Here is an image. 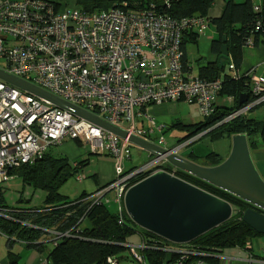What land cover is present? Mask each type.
<instances>
[{"label":"built area","instance_id":"obj_1","mask_svg":"<svg viewBox=\"0 0 264 264\" xmlns=\"http://www.w3.org/2000/svg\"><path fill=\"white\" fill-rule=\"evenodd\" d=\"M208 26L203 15L174 19L153 9L130 8L126 2L121 7L84 12L69 6L58 9L48 0H1L0 60L5 65L0 68L95 113L128 134L166 147L164 138L151 139L154 129L159 131L162 125L150 117V106L182 99L194 102L203 116L214 111L220 79L184 76L180 51L185 31L200 36ZM229 69L236 73L232 63ZM251 80L252 91L258 95L254 103L263 101L264 77L251 75ZM254 103L225 119L244 114ZM145 118L149 126L139 127ZM65 139H77L94 155L112 156L114 179L86 198L113 200L120 211L126 189L165 163L163 157L152 156L124 172L131 145L126 139L0 79V183L13 178L10 169L32 161ZM190 142L177 143L169 151L179 154ZM76 179L82 177L77 173ZM10 212L0 206V217L21 222ZM131 250L135 255V247Z\"/></svg>","mask_w":264,"mask_h":264},{"label":"trees","instance_id":"obj_2","mask_svg":"<svg viewBox=\"0 0 264 264\" xmlns=\"http://www.w3.org/2000/svg\"><path fill=\"white\" fill-rule=\"evenodd\" d=\"M48 1L54 3L58 9L68 6L63 2ZM215 1L72 0L69 7L84 12H99L112 7H121L126 2L130 8L153 9V12L162 13L174 19L193 15L207 17L209 25L215 31V36L209 41L210 51L215 59L200 64L194 73L191 62L186 58L185 47L187 43H197L199 35L195 31H185L180 42L183 75H196L203 81L220 79L221 86L215 96L214 111L210 115L203 116L199 111L203 118L188 125L182 123L180 119L172 120L171 126L189 131L187 136L178 143L191 141L188 144L191 145L192 142L205 138L211 141L227 138L231 143L232 135L243 133L247 137L250 152L259 149L264 151V108L261 116L254 117L247 114L248 110L264 104V100L254 103L258 95L252 91L254 84L251 75L257 74L253 72V69L243 74H239L237 71L242 63L244 48L262 47L264 49V0H259L258 3L252 0L240 2L227 0L221 14L212 16L210 10ZM255 6H258L259 9L255 10ZM223 45L227 48V56H222L218 62L217 59L221 56ZM230 63L233 64L236 73L229 69ZM242 94L245 95V101L240 103L239 99ZM217 97H221L222 101H217ZM177 101L185 102L182 99ZM251 103L254 104L244 114L225 119L232 112ZM151 139L153 138L151 137ZM155 139L157 138L155 137ZM75 141L78 140L75 139ZM51 146L32 161L9 171L13 175L9 181L15 180L21 186L18 201H26V205H7L3 195L6 188L2 186L3 183H0V206L10 209V213L21 220V222H17L0 217V231L8 236L9 240L23 241L38 252H44L47 258L46 264H116L119 254L130 249L128 242L135 235L141 237V245H143L134 255L140 264H178V262L189 264L197 260L215 261L214 256L223 249L243 246L252 237L259 235L240 218L241 211L250 207V204L194 176L176 170L177 176L230 202L233 212L228 220L190 242L178 244L167 241L138 227L131 221L124 209L112 213L106 206L107 202L88 200L86 197L93 191L83 190L75 199H69L66 195L61 194L59 191L61 184L69 177L75 176L79 168L87 164V159L70 161L64 154L53 153ZM133 147L130 145L129 158L124 159V172H129L145 162L135 164L128 169L125 168V163L132 159ZM185 156L208 166L216 165L224 159L215 151L197 154L193 149L188 150ZM158 168L172 170L166 163H161ZM143 176V173L139 174L137 180ZM25 186L34 191L43 190L45 192L39 205L30 204L31 198L23 197ZM54 232H68V235L58 236ZM182 251L189 253L184 254ZM184 255V260H181ZM138 256L140 259L137 258ZM10 258L13 263L14 255H11ZM108 259L115 262H110Z\"/></svg>","mask_w":264,"mask_h":264},{"label":"water","instance_id":"obj_3","mask_svg":"<svg viewBox=\"0 0 264 264\" xmlns=\"http://www.w3.org/2000/svg\"><path fill=\"white\" fill-rule=\"evenodd\" d=\"M227 56L222 46L221 57ZM228 62V60H226ZM0 79L44 99L73 115L91 121L106 131L126 139L131 145L150 155L161 156L171 171L158 169L130 185L123 206L131 221L167 241L187 243L228 220L233 206L224 200L177 176L176 170L194 176L250 204L241 211V220L256 233L264 234V179L251 156L245 134L231 136L228 155L216 165L199 164L116 126L104 118L65 101L42 88L0 68ZM245 101L242 94L239 102Z\"/></svg>","mask_w":264,"mask_h":264},{"label":"crops","instance_id":"obj_4","mask_svg":"<svg viewBox=\"0 0 264 264\" xmlns=\"http://www.w3.org/2000/svg\"><path fill=\"white\" fill-rule=\"evenodd\" d=\"M1 1V0H0ZM57 1V0H55ZM227 0H216L215 3L212 5L210 14L212 16H218L221 14L224 4ZM235 2H240L243 0H234ZM255 3H258L259 0H252ZM58 2V1H57ZM208 31L209 35V41L212 37L215 36L214 28L209 25V27L205 30L204 33ZM185 53L187 60V52L185 47ZM204 58L201 60L202 64L214 60L215 57L212 55L210 51V43H209V53L208 54H202L201 57ZM264 62V49L262 47H246L243 50L242 54V63L239 69H237L239 74L247 73L250 69H253V72L257 74L258 69L260 70L263 67ZM263 70L258 73L257 75L264 76ZM217 101L221 102V97L216 98ZM179 105H185V107L188 109L187 113L191 114L190 106L194 105L196 106V110H198V106L195 103H186L182 101L177 102H167L163 103L162 105H153L149 108V114L150 117L154 119V117L163 115L166 113H176L179 114L178 106ZM200 114V113H199ZM179 119V118H178ZM147 121V125H144V122ZM139 122H141L140 127H147L149 125L148 120L142 119ZM163 127V126H162ZM153 133L151 137L154 139L153 135L157 133ZM223 143L221 145L222 149L225 151L223 154L220 152H217L222 157H226L230 151V139L227 138L222 139ZM58 149L68 157L70 161H79L80 159H87L88 163V157L89 155H93L95 157V165L93 168L92 174L89 176V180H85L82 178V180H85V191L92 192L96 190V188L107 184L110 182L114 176V164L113 159L110 155H94L92 154L88 148L84 145H82L80 142L75 141V139H65L60 145H57ZM137 150H142L138 147H136ZM192 150V149H191ZM188 150L184 153H179L180 155L185 156ZM216 152V151H215ZM148 153V152H147ZM253 155L257 156V158H261V161L259 162V173L264 179V151L259 149L254 152H252ZM139 156V153L136 154ZM150 154H147V157H149ZM199 164H202L197 162ZM135 165L134 163L126 162L125 168H130L131 166ZM82 169V167L79 168V170L76 172V174ZM75 174V177H76ZM93 176V177H91ZM81 180V181H82ZM79 181V180H78ZM80 181V182H81ZM133 241H136L135 237L130 238V242H128L129 245ZM139 248V247H138ZM136 250V249H135ZM137 251V250H136ZM14 255L15 261L11 263L10 256ZM215 261H207V260H197L194 262H190L189 264H264V234L256 235L255 237H252L245 245L243 246H232L227 247L223 249L220 253L216 254L214 256ZM46 255L44 252H38L35 248L27 246L23 241L20 240H9L8 236H6L3 232L0 231V264H46Z\"/></svg>","mask_w":264,"mask_h":264},{"label":"rangeland","instance_id":"obj_5","mask_svg":"<svg viewBox=\"0 0 264 264\" xmlns=\"http://www.w3.org/2000/svg\"><path fill=\"white\" fill-rule=\"evenodd\" d=\"M59 2H63L68 6H71L72 4V0H57ZM67 2V3H66ZM209 33L208 31L206 33H203L199 36V39L197 41V43H187L186 44V52H187V57L189 59V61L192 64V70L195 73L198 69V66L200 64H202L201 60L204 58L201 57L202 54H208L209 53V37H208ZM5 63L3 60H0V66H4ZM263 67L260 70V68L258 69V73H260L262 70L264 72V62H263ZM264 74V73H262ZM178 110H179V114L176 113H166L163 115H159L154 117V122L156 123V125H162L163 128L161 131L157 132L156 135L154 134L153 137L156 138H164L165 140V146L166 147H172V146H176L177 143L179 141H181L182 139H184L187 134H188V130L187 129H180L177 127H173L171 126V122L174 119H180L182 121V123L184 124H191L193 122H197L199 120H201L203 118V116H201L198 112V110H196V106L192 105L190 106L191 109V114L187 113V108L185 107V105H179L178 106ZM264 108V104H262L261 106L257 107V108H253L248 110L249 115L254 116V117H258L262 115V111ZM139 124L141 125V122H139ZM144 125H147V121L144 122ZM196 138V137H194ZM192 138V139H194ZM191 139V140H192ZM188 140V139H187ZM223 140H216V141H211L208 138L206 139H202V140H197L195 142H192L191 145H188L185 148H182L179 153H184L186 152V150H191L193 149L197 154H204L208 151H216V152H220V153H224L225 151L222 149L221 145ZM183 142V141H182ZM85 146V145H84ZM89 150V147L86 146ZM51 151H53V153L56 154H63L60 149H58L57 146H51ZM139 153V156H137L136 154ZM147 152L145 150H137V148L134 146L132 148V159L128 162L130 163H134L136 165L141 164L142 162L146 161V159L149 157H147ZM84 155H86V157H88V163L86 165H84L82 167V169L78 172V174L85 180H89V176L90 174H92L93 172V168L95 165V157L93 155H89L87 156V154L84 153ZM251 156L253 158V161L256 165V168L258 169V160L261 161V158H257V156L253 155V153L251 152ZM147 159V160H148ZM259 171V169H258ZM114 179V178H113ZM85 180L83 181H78L76 179L75 176L69 177L65 182H63L59 188V191L61 194L66 195L69 199H75L77 198L81 192L83 190H85ZM6 189H4L3 191V195L5 198V202L7 205L9 206H19V205H26V201L25 202H19V196L21 194V186L19 183H17V181L13 180V181H7L5 183H3V185ZM23 197L24 198H31L30 200V204H34V205H39L45 195V192L43 190H32L30 187L25 186V188L23 189ZM109 196L112 198V194L109 193ZM106 206L108 208V210L112 213H115L119 210L118 208V204L115 203L113 200H110L106 203ZM136 238V241H133L131 243L130 249H126L124 250L121 254H119V258H118V262L116 264H140L138 263V261L134 258V252L131 250V246L135 247V249L137 250V252L139 251L138 246L141 245V237L139 235H135L133 236ZM136 250L135 253H136ZM133 255V256H132Z\"/></svg>","mask_w":264,"mask_h":264}]
</instances>
